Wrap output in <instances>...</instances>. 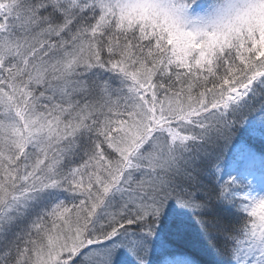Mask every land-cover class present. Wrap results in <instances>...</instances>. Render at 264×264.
Masks as SVG:
<instances>
[{"label": "snow or ice", "instance_id": "obj_1", "mask_svg": "<svg viewBox=\"0 0 264 264\" xmlns=\"http://www.w3.org/2000/svg\"><path fill=\"white\" fill-rule=\"evenodd\" d=\"M0 264H264V0H0Z\"/></svg>", "mask_w": 264, "mask_h": 264}]
</instances>
